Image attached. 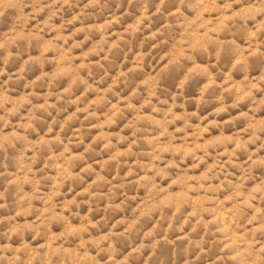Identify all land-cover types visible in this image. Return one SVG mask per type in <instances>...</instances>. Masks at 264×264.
<instances>
[{"label":"rangeland","instance_id":"374dc122","mask_svg":"<svg viewBox=\"0 0 264 264\" xmlns=\"http://www.w3.org/2000/svg\"><path fill=\"white\" fill-rule=\"evenodd\" d=\"M0 264H264V0H0Z\"/></svg>","mask_w":264,"mask_h":264}]
</instances>
